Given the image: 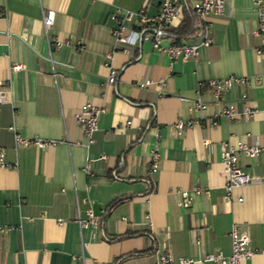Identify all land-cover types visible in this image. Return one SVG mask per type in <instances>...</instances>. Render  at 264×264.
Returning a JSON list of instances; mask_svg holds the SVG:
<instances>
[{
	"label": "crops",
	"instance_id": "0c3cea01",
	"mask_svg": "<svg viewBox=\"0 0 264 264\" xmlns=\"http://www.w3.org/2000/svg\"><path fill=\"white\" fill-rule=\"evenodd\" d=\"M159 1L0 0V264H151L163 253L228 254L231 223L255 251L239 264H264V180L224 197L219 155L222 142L264 144V43L250 35L254 5L222 0L221 12L208 16L210 42L194 59L168 60L145 40L115 49L113 12L141 7L151 15ZM45 9L53 13L44 32ZM187 35L160 43L190 42ZM109 67L112 83L105 82ZM227 75L243 80L220 101L197 91L198 81ZM143 79L150 82L141 86ZM195 98L203 108L192 107ZM84 102L103 109L86 148L73 143L81 133L72 113ZM226 103L238 112L249 105L253 114L207 125ZM13 134L60 141L14 145ZM150 149L158 158L153 171ZM98 153L104 159L84 168V157ZM236 165L264 179V150L238 155ZM193 186L206 193L177 206V191ZM85 209L101 216L94 227L76 223Z\"/></svg>",
	"mask_w": 264,
	"mask_h": 264
},
{
	"label": "built area",
	"instance_id": "2783aa9c",
	"mask_svg": "<svg viewBox=\"0 0 264 264\" xmlns=\"http://www.w3.org/2000/svg\"><path fill=\"white\" fill-rule=\"evenodd\" d=\"M253 3L254 11V26L250 29L251 34L256 36L260 43H264V12L262 10V4L259 0H251ZM222 0H194L189 4H185L179 0H160L157 9L154 14L148 15L143 12V8L140 7L137 10L129 9H118L112 14V18L115 22L113 27L110 29V33L113 36L114 48L126 50L125 46H135L140 40L148 41L151 48L157 49L165 54L168 60L179 59H194L196 56V48L200 45L205 46L209 44V14H219L222 10ZM187 7L191 14L193 22L191 24V32L188 38L192 39L190 42L184 40L174 41L169 40L168 43L161 44V38L168 36V28L177 25L181 22L182 9ZM39 15L40 24L45 32V29L50 26L52 13L50 9L40 10ZM262 47H256L255 52H261ZM14 69H19L17 64L12 65ZM115 71L112 68L107 69L106 83H112L115 80ZM242 77L233 75H227L219 79H207L198 81L196 87L199 90H205L209 93L212 101H220L221 93L223 90L231 87V85L239 84L242 82ZM148 79H143L139 85L143 86L148 84ZM2 95H0L1 100ZM192 107H196L198 110L204 107V102L199 101L195 98ZM100 105L87 104V102L81 103L76 107L72 113V117L75 120V124L78 126L80 139L73 143L81 147L87 146L91 141V132L96 128V117L99 112H102ZM253 114V109L249 105H243L240 111H235L231 104L226 103L217 111L216 115L206 121L207 125H213L217 116H223L225 119L232 116L238 115L239 118L247 119ZM189 120L186 122L175 121L172 127L179 129L182 125L186 126L189 124ZM129 121L125 120L124 124H128ZM13 144H32L34 147H43L53 145L60 141V139H39L38 137L21 138L17 134L12 135ZM219 155L222 163L223 173V196L229 198V192L233 187H243L246 184H255L262 182L264 179L261 177H254V175H248L244 173L241 168L236 165V157L238 155L252 157L258 151L264 150V144H244L243 142L236 141L232 145H226L222 142L219 146ZM3 151L0 149V166L5 165L3 161ZM148 167L147 171H153L156 166L157 154L154 149L148 151ZM104 159L102 153H98L95 157L89 158L84 157V168L92 160ZM179 200H176V205L181 208H186L191 195L206 193L205 187L193 186L188 191L178 190ZM239 200V198H236ZM84 217L75 218L76 223L80 225H90L94 227L98 221L100 215L91 214L89 209L83 210ZM231 223L228 227L227 235L229 237V253L222 254L221 251H213L205 253L203 256L196 258L182 257L171 259L169 254L163 253L162 255L156 256L151 264H191L193 262H205L208 261L210 264H239L241 260H246L247 257L255 253L248 246V239L246 233L239 231Z\"/></svg>",
	"mask_w": 264,
	"mask_h": 264
},
{
	"label": "trees",
	"instance_id": "16d2710c",
	"mask_svg": "<svg viewBox=\"0 0 264 264\" xmlns=\"http://www.w3.org/2000/svg\"><path fill=\"white\" fill-rule=\"evenodd\" d=\"M183 21L182 22H179L174 29H171V30H168V34H172L176 37H183L187 34H189L191 32V24L193 22V19L191 17V14L190 12L188 11L187 7L183 8ZM118 201H120L118 198L117 199H114L112 202L109 203L108 207H110L111 205H113L114 203H117ZM117 237H121V236H117ZM124 257V256H122ZM122 257H117L115 258V260H118V259H122Z\"/></svg>",
	"mask_w": 264,
	"mask_h": 264
}]
</instances>
